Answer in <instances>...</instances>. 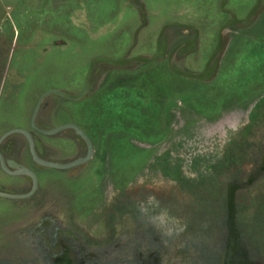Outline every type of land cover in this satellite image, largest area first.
<instances>
[{"label": "rangeland", "instance_id": "1", "mask_svg": "<svg viewBox=\"0 0 264 264\" xmlns=\"http://www.w3.org/2000/svg\"><path fill=\"white\" fill-rule=\"evenodd\" d=\"M254 1L227 0L226 8L243 17ZM140 4L152 18L144 25ZM219 5L220 0H0V133L24 125L45 90L79 92L96 56H151L166 18L197 26L196 48L175 54L173 63L200 71L219 26L230 17ZM175 32L166 31L168 48L177 42ZM182 33L183 39L191 35ZM217 59L215 73L204 82L173 75L165 60L152 67L100 63L86 98H44L41 118L47 112L53 124L82 125L91 132L93 155L74 168L34 167L40 183L32 198L0 197V264H51L48 258L60 252L45 254L43 234L53 243L57 229L72 232L62 237L72 264H225L236 243L242 248L231 257L263 264L264 6L249 25L223 31ZM112 87L125 97L135 91L147 105L135 106L130 115L126 109L117 113L115 98L106 102L99 95L90 108L88 98ZM95 109L98 117L114 112L112 119L104 117L102 131L101 121L92 119ZM106 126L116 134L105 132ZM45 143L52 159L85 153L71 131ZM29 157L21 160L31 166ZM0 184L16 192L29 187L25 178L7 177L1 169Z\"/></svg>", "mask_w": 264, "mask_h": 264}, {"label": "water", "instance_id": "2", "mask_svg": "<svg viewBox=\"0 0 264 264\" xmlns=\"http://www.w3.org/2000/svg\"><path fill=\"white\" fill-rule=\"evenodd\" d=\"M226 3H227V0H220L219 9L220 11L224 13L230 14V17L227 18L219 26L217 30V35H216L215 46L209 58L207 59L203 69L199 72H192V71L180 69L174 66L171 60L174 52H176L177 54H185L195 49L197 45L198 29L190 24L176 22V21H167L166 23L163 24V26L159 30L156 43H155V50L151 56L128 55V54H124V56H122L121 58H112V57L105 56V55L96 56L88 65L86 74L83 79L82 87L79 92L71 93L65 90L51 88V89L45 90L39 96L34 106V109L32 111V114H31L32 128L46 135L55 134L62 130L71 131L76 136V138L82 141L83 145L85 146L86 152L84 153V155L76 157L69 161H57V160H52V159H45V158L40 157V154L42 153L40 141H38V139L32 138V136L30 135L28 131L21 129V128H15V129H12L6 132L4 136H7L15 132L21 133L24 136H26L29 142L32 159L40 167H47V168H54V169H69V168L77 167L87 162L93 154V144H92L90 137L80 126H78L75 123L65 122L57 126H49L47 127V129L43 130V129H39L35 125L34 120H35V117L38 113L39 107L43 99L50 95H56V96H59L63 99L70 100V101H78L83 98H86L87 96L90 95L92 91V78H91L92 72L95 66L100 63L108 64L114 67H125L134 62L151 64V63H155V62L165 59L168 69L172 73L178 76L191 79V80L200 81V82H204L210 79L215 73L216 68H217V64H218L217 55L222 45L223 31L234 25H241V26L249 25L253 21L254 17L260 13V11L262 10L264 6V0H255L253 5L250 7V9L245 14V16L238 17L232 10L226 8ZM140 6H141V10H140L141 25H144L146 23L145 11L142 9V4H140ZM170 26L189 27L194 30V34L188 40L177 44L175 47L171 49V51L168 52V44H167V40L165 37V30L167 27H170ZM138 29L139 28H137L136 32H134V41L136 39V34H137ZM35 146H36V149H35ZM7 163L10 167L14 169L13 171H9L6 168L4 164V160L2 156L0 155V164H1L2 169L11 174L25 176L30 181L31 186L27 191H24V192H15L9 189H3L0 186V197L9 198V199H25V198L32 196L38 187V179H37L36 174L27 166L16 163L12 160H8ZM230 228H231L230 230L231 234H230L229 244L232 246L234 242V234H233L232 227ZM228 252H231V250L229 249Z\"/></svg>", "mask_w": 264, "mask_h": 264}, {"label": "flooded vegetation", "instance_id": "3", "mask_svg": "<svg viewBox=\"0 0 264 264\" xmlns=\"http://www.w3.org/2000/svg\"><path fill=\"white\" fill-rule=\"evenodd\" d=\"M229 9V8H228ZM230 15V14H229ZM166 23V22H165ZM182 23V22H181ZM186 24H190V23H186ZM194 27L197 28V26H195L194 24H190ZM163 26V25H162ZM161 26V27H162ZM180 28H183V30H189L191 31V35L188 36V37H185L184 39L182 37H178L176 36L175 38L172 39V41H177L176 44L170 48H168V52L171 51V49L173 47H175L177 44L183 42V41H186L188 40L190 37L193 36L194 34V30L192 28H189V27H180ZM198 29V28H197ZM168 30V27L166 28L165 30V37H166V40H167V34H166V31ZM159 33V32H158ZM199 34V32H198ZM198 38V37H197ZM171 41V42H172ZM216 43V42H215ZM167 44H168V40H167ZM197 46V45H196ZM196 48V47H195ZM193 51V50H192ZM191 52V51H190ZM188 53V52H187ZM179 55L177 54L176 52L173 53L172 55V63H173V56L174 55ZM186 54V53H185ZM209 58V57H208ZM165 60V59H164ZM166 62V60H165ZM206 63V62H205ZM174 65V63H173ZM205 65V64H204ZM176 66V65H174ZM204 67V66H203ZM203 69V68H202ZM201 69V70H202ZM184 70V69H183ZM200 70V71H201ZM189 71V70H188ZM199 72V71H198ZM48 97V96H47ZM47 102H44V104H46ZM40 108V107H39ZM40 110V109H39ZM39 110H38V113L35 117V120H34V123L35 125L39 128V129H47V127L49 126H57L59 124H53L52 123V120H51V117L52 115H50L49 113H45L43 114V117L41 118L40 114H39ZM33 111V110H32ZM32 114V112H31ZM31 114L29 116V119H27V122L24 124V125H15L14 127L12 128H9L5 131H2L0 133V155L2 156L3 160H4V164L6 166V168L9 170V171H13L14 169L12 167H10L7 163L8 160H12L16 163H19V164H22V165H25L27 166L28 168H30L37 176V179H38V187L36 189V191L34 192V194L28 198H32L33 196H35V194L37 193V190L39 189V175L37 173V169L34 168V167H40L38 166L32 159V156H31V152H30V146H29V142L26 138V136H24L23 134L21 133H11L7 136H4V134L12 129H15V128H21V129H24L26 131H28L30 133V135L32 136V138L34 139H38V141H40L41 143V149H42V153L40 154V157L42 158H45V159H52L50 157H48V147L45 143V139H49V138H52L53 136H56V135H60V134H66V130H62L58 133H55V134H50V135H46L44 133H41L37 130H35L34 128H32L31 126ZM61 124V123H60ZM88 135V134H87ZM4 136V137H3ZM93 144V142H92ZM25 145H27V151H26V148H25ZM35 149H36V146H35ZM86 152V150H85ZM28 153V154H27ZM27 155H29L30 157V160H31V163L33 165L30 166V164L26 163V161H24L26 158H27ZM84 155V154H83ZM93 155V154H92ZM22 156V157H20ZM24 158V160L22 161L21 159ZM52 160H57V161H62V160H58V159H52ZM44 168H47V167H44ZM74 168V167H73ZM0 169L2 170V172L8 177L10 178H25L28 183H29V187H27V190L30 188L31 186V183L30 181L23 175H17V174H11L5 170L2 169L1 167V164H0ZM54 169V168H52ZM264 168L261 167V170H263ZM58 170H63V169H58ZM249 182V181H248ZM0 186L3 188V189H9L11 191H15L14 189H10V188H7L5 186H3L2 184H0ZM26 190V189H24ZM26 190V191H27ZM24 192V191H22ZM28 198H25L24 200L28 199ZM20 200V199H18ZM46 224V223H45ZM72 232L70 230H66L65 232H63L61 229H57L56 232H54V242L51 243L50 242V239H51V236L50 235H47V234H43V238H44V243L43 245L45 246V254H48L50 255L51 253H57L58 251L60 252V254L56 257L55 256H52V257H49L48 260H50L51 264H72L73 262L71 261L70 257H69V254H70V249L68 248V245L67 243H63V235H71ZM234 248L237 250H241L240 248H242L241 244L239 243H236L235 245L232 246V249H231V252H228L229 253V256H227V259H226V262L225 264H244L242 263V261L240 262L239 259L236 257H231L232 256V252H234ZM239 252V251H238ZM240 254V253H239ZM241 255V254H240ZM80 256H83V255H80ZM83 258V257H81ZM84 259V258H83ZM136 260V259H135ZM240 262V263H239ZM251 262H254V264H257V261L256 260H251ZM264 262V260H263ZM146 264V263H145ZM264 264V263H263Z\"/></svg>", "mask_w": 264, "mask_h": 264}, {"label": "trees", "instance_id": "4", "mask_svg": "<svg viewBox=\"0 0 264 264\" xmlns=\"http://www.w3.org/2000/svg\"><path fill=\"white\" fill-rule=\"evenodd\" d=\"M150 19H152V18H150V16H146V20H150ZM165 22L166 21H174V20H168V18H166L165 20H164ZM164 22V23H165ZM176 22H182V23H189V22H187V21H176ZM163 23V24H164ZM162 24V25H163ZM191 24V23H190ZM195 25V24H194ZM196 26V25H195ZM168 29H173V30H175L176 32H175V34H176V36H178V37H182L181 35H183V33H182V30H183V28H180V27H176V26H170V27H168ZM161 61V60H160ZM160 61H158V62H155V63H153V64H144V63H138V62H135V63H137V64H140L141 66H143V67H146V66H149V67H152V65H156L157 63H160ZM107 66H109L108 64H107ZM109 67H114V66H109ZM115 68H118V67H115ZM167 71H170V70H167ZM171 72V71H170ZM172 73V72H171ZM173 75H176V74H174V73H172ZM147 75H148V77H149V73H147ZM143 76H144V74H141V77L140 78H138L139 80H138V83H139V85H141V84H143L142 83V81H143ZM178 76V75H177ZM181 77V76H180ZM148 83H149V81H148ZM150 85V84H149ZM150 89L151 88H149V87H147V93L148 92H150ZM136 92L134 91V93H132L131 95H129V96H127V97H125V96H123V94H122V92H121V88H117V89H115L114 90V88L112 87V88H110L108 91H102V92H96V93H94L93 94V96L92 97H90V98H88V101L89 100H91V102L93 103L92 104V107H90V108H95V105H94V102L96 101V99L94 98V97H97V96H101V99H104L106 102H110L113 98H115V101H112V102H115V106H116V112L117 113H123V110L124 109H126V110H128V112H129V115L132 113V111H133V109H134V107L135 106H141V107H145L146 105H147V102H144V99L142 100L137 94H135ZM94 98V99H93ZM149 98V100L150 99H152V98H150L149 96L147 97V99ZM65 100V99H64ZM148 100V101H149ZM68 101H70V100H68ZM111 102V103H112ZM151 103V101L149 102V104ZM109 105H111L110 103H109ZM151 106V105H150ZM154 106H155V104H154ZM157 109V108H156ZM103 111V110H102ZM105 111V113H104V116H102V117H98V113H96V109H95V116L93 115L92 116V119L94 120V122H97V121H101V127H99V129H100V131H102V125L105 123L106 124V120L104 119V117L105 116H110L111 115V119L114 117L113 116V114H114V112L113 111H110V113H108V111H106V110H104ZM143 111V108L141 109V112ZM100 113L103 115V112H101V110H100ZM156 113V112H155ZM154 113V114H155ZM111 119H109V120H111ZM108 124V123H107ZM82 128H83V126L82 125H80ZM108 126H106V127H104L103 129H104V131L105 132H107V133H109V134H116V132H114V131H111V130H114V129H112V128H107ZM84 129V131L87 133V134H91V132L90 131H88L87 129H85V128H83ZM97 129V128H96ZM98 130V129H97ZM99 131V130H98ZM105 132H104V134H105ZM122 134V133H121ZM91 138V137H90ZM111 138H113V137H111ZM95 145V144H94Z\"/></svg>", "mask_w": 264, "mask_h": 264}]
</instances>
